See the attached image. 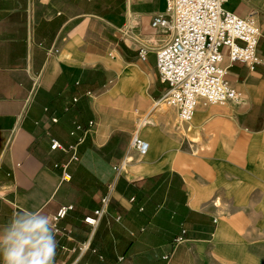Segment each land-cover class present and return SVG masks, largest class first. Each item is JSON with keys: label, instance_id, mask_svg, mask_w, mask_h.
I'll return each mask as SVG.
<instances>
[{"label": "crops", "instance_id": "1", "mask_svg": "<svg viewBox=\"0 0 264 264\" xmlns=\"http://www.w3.org/2000/svg\"><path fill=\"white\" fill-rule=\"evenodd\" d=\"M222 4L254 13L257 62L227 68L236 100L181 121L152 107L167 88L156 52L172 31L151 24L166 0H0V228L71 204L54 224L55 264H264V0ZM125 156L79 257L84 217Z\"/></svg>", "mask_w": 264, "mask_h": 264}, {"label": "built area", "instance_id": "2", "mask_svg": "<svg viewBox=\"0 0 264 264\" xmlns=\"http://www.w3.org/2000/svg\"><path fill=\"white\" fill-rule=\"evenodd\" d=\"M222 3L223 0H166L165 10L151 20L152 26L172 31L170 40L156 52L159 78L167 83L158 102L177 107L181 121H189L199 103L223 104L236 100L237 93L226 78L227 68L234 61L250 67L257 62L260 28L254 13L240 16L225 9ZM139 55L144 57V51L140 50ZM146 122V116H142L137 119V126ZM50 147L72 150L70 159H77L73 146L62 147L52 139ZM148 147V141L134 131L129 150L142 156ZM128 160L125 156L114 167L115 179L107 186L99 206L84 217L91 233L79 246V257L88 248L93 231L106 212L117 176ZM65 166L66 163L62 165L61 178L68 180L70 174ZM71 208V204L60 206L52 217L53 224Z\"/></svg>", "mask_w": 264, "mask_h": 264}, {"label": "clouds", "instance_id": "3", "mask_svg": "<svg viewBox=\"0 0 264 264\" xmlns=\"http://www.w3.org/2000/svg\"><path fill=\"white\" fill-rule=\"evenodd\" d=\"M55 226L47 215L22 211L0 228V264H55Z\"/></svg>", "mask_w": 264, "mask_h": 264}, {"label": "rangeland", "instance_id": "4", "mask_svg": "<svg viewBox=\"0 0 264 264\" xmlns=\"http://www.w3.org/2000/svg\"><path fill=\"white\" fill-rule=\"evenodd\" d=\"M159 98H157L155 101L157 102V100H158ZM159 104V103H158ZM152 107H156V106H154V105H152ZM161 107H162V109H164L166 106L163 104V105H161ZM179 118V117H178ZM114 171V170H113ZM115 172V171H114ZM114 189H115V186H114ZM114 189H113V191H112V193L114 192ZM112 195V194H111ZM254 219H256V217H254ZM255 223H256V225L257 224H259L258 223V218L255 220Z\"/></svg>", "mask_w": 264, "mask_h": 264}, {"label": "bare ground", "instance_id": "5", "mask_svg": "<svg viewBox=\"0 0 264 264\" xmlns=\"http://www.w3.org/2000/svg\"><path fill=\"white\" fill-rule=\"evenodd\" d=\"M156 103L158 104V103H160V102L157 101ZM157 104H156V105H157ZM154 106H155V102H154ZM146 120H147V119H146Z\"/></svg>", "mask_w": 264, "mask_h": 264}]
</instances>
